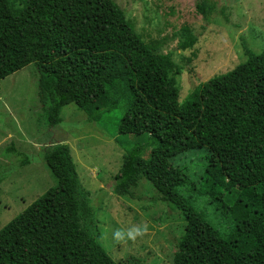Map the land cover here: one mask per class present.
I'll return each mask as SVG.
<instances>
[{
	"label": "trees",
	"instance_id": "1",
	"mask_svg": "<svg viewBox=\"0 0 264 264\" xmlns=\"http://www.w3.org/2000/svg\"><path fill=\"white\" fill-rule=\"evenodd\" d=\"M195 9L208 18L217 6L196 0ZM196 41L182 26L177 48ZM242 44V63L179 102L181 67L146 43L114 0H0V79L32 64L49 127L62 121L67 104L96 120L123 98L118 134L150 136L148 158L141 145L123 155L112 191L134 198L144 179L175 206L185 222L172 264H264V48L254 53ZM201 148L208 154L199 193L217 201L230 220L224 229L178 191L191 181L171 160ZM43 159L57 186L0 228V264H118L95 237L69 146L44 147Z\"/></svg>",
	"mask_w": 264,
	"mask_h": 264
},
{
	"label": "rangeland",
	"instance_id": "2",
	"mask_svg": "<svg viewBox=\"0 0 264 264\" xmlns=\"http://www.w3.org/2000/svg\"><path fill=\"white\" fill-rule=\"evenodd\" d=\"M114 1L146 43H155L161 53H171L181 67L179 102L199 83L246 59L242 38L254 53L264 48V0H209L217 9L208 18L196 11V0ZM184 25L197 41L181 50L177 42ZM33 67L29 64L0 79V228L57 186L43 159V149L63 142L70 148L81 191L93 207L95 237L109 256L118 264H172L185 222L175 206L163 202L144 179L135 187L134 198L112 191L123 155L141 145V156L148 158L153 147L149 135L118 134L116 125L126 101L122 98L115 109L96 120L88 119L73 103L67 104L61 109L62 121L49 127ZM207 154L206 148L189 151L174 157L171 164L183 167L194 184L178 191L214 226L224 229L230 220L217 201L199 193ZM25 159L28 162H23ZM222 201L226 206L232 203L225 193Z\"/></svg>",
	"mask_w": 264,
	"mask_h": 264
}]
</instances>
